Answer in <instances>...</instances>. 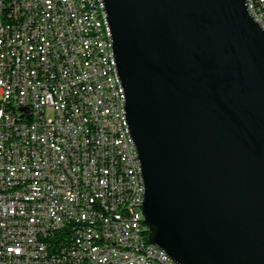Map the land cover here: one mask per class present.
I'll use <instances>...</instances> for the list:
<instances>
[{
  "label": "water",
  "instance_id": "1",
  "mask_svg": "<svg viewBox=\"0 0 264 264\" xmlns=\"http://www.w3.org/2000/svg\"><path fill=\"white\" fill-rule=\"evenodd\" d=\"M144 185L176 264H264V31L244 0H102Z\"/></svg>",
  "mask_w": 264,
  "mask_h": 264
},
{
  "label": "built area",
  "instance_id": "2",
  "mask_svg": "<svg viewBox=\"0 0 264 264\" xmlns=\"http://www.w3.org/2000/svg\"><path fill=\"white\" fill-rule=\"evenodd\" d=\"M92 1L0 0V264H176L147 240L107 15L95 39ZM244 1L264 31V0Z\"/></svg>",
  "mask_w": 264,
  "mask_h": 264
},
{
  "label": "bare ground",
  "instance_id": "3",
  "mask_svg": "<svg viewBox=\"0 0 264 264\" xmlns=\"http://www.w3.org/2000/svg\"><path fill=\"white\" fill-rule=\"evenodd\" d=\"M100 1H101V5H100ZM80 8L89 9V0H80ZM85 18L94 19L93 30H95V39H102L101 26H106V12H105L103 1L102 0L92 1V11H85ZM110 38H111V33H110ZM103 72H111V65H103ZM115 73H117L116 63H115ZM119 93H124L122 85H121V81H119ZM127 140H130V144H134L131 138L130 132H129V127H128V133H127ZM136 175H137L138 195H143L144 185H143V181L141 177L140 163H139L138 156H136ZM141 218H143L142 213H141ZM144 226L147 227L145 222H144ZM74 249L85 250V242L74 241ZM82 261H92V254L83 253Z\"/></svg>",
  "mask_w": 264,
  "mask_h": 264
},
{
  "label": "rangeland",
  "instance_id": "4",
  "mask_svg": "<svg viewBox=\"0 0 264 264\" xmlns=\"http://www.w3.org/2000/svg\"><path fill=\"white\" fill-rule=\"evenodd\" d=\"M46 115L50 116L51 115V111H47Z\"/></svg>",
  "mask_w": 264,
  "mask_h": 264
}]
</instances>
